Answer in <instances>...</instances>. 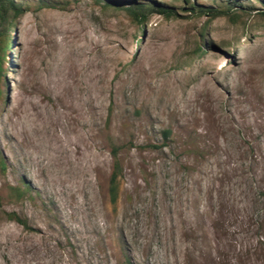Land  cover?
<instances>
[{"label": "rangeland", "instance_id": "obj_1", "mask_svg": "<svg viewBox=\"0 0 264 264\" xmlns=\"http://www.w3.org/2000/svg\"><path fill=\"white\" fill-rule=\"evenodd\" d=\"M17 1L0 264H264V0H137L174 9L142 30L135 0Z\"/></svg>", "mask_w": 264, "mask_h": 264}, {"label": "trees", "instance_id": "obj_2", "mask_svg": "<svg viewBox=\"0 0 264 264\" xmlns=\"http://www.w3.org/2000/svg\"><path fill=\"white\" fill-rule=\"evenodd\" d=\"M96 4H100L103 8H111L117 5L115 0H93ZM188 3L190 0H186ZM237 0H227L226 5H220L217 7H208L203 4L198 5L196 2L191 5V10L198 12L199 14H208L211 19L216 17H226L228 20L234 21L235 19L242 20L245 16H249L242 6H236ZM155 6L153 3L135 0L123 7L133 19L136 20L140 29L142 30L145 24L150 18L151 11L159 10L166 16H172L174 14V9L164 3L157 4ZM158 7V8H157ZM24 6L21 2L17 0H0V97L3 95L4 90L2 87L3 82L6 79L7 69L5 66L6 61L10 55V50L13 43V29L17 23L18 18L23 14ZM254 15L264 18V10L259 9ZM203 31H201V36H203ZM202 39V38H201ZM203 40V39H202ZM197 53L202 54L204 52L202 46H198L196 49ZM171 135V130L167 129L164 131V138L167 139ZM118 150L119 147L113 146L112 154L114 156L113 170L109 181V192L111 196V201L113 203L117 202L118 194L120 190V177L122 175V166L118 160ZM0 171H6V162L3 158L2 152L0 150ZM19 196H23L28 191L26 187H16L15 188ZM11 218H16L14 214H10Z\"/></svg>", "mask_w": 264, "mask_h": 264}]
</instances>
